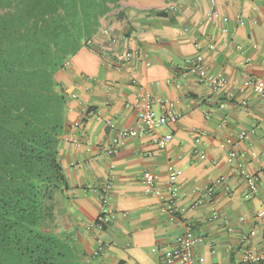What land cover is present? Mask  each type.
Here are the masks:
<instances>
[{"label":"crops","instance_id":"crops-1","mask_svg":"<svg viewBox=\"0 0 264 264\" xmlns=\"http://www.w3.org/2000/svg\"><path fill=\"white\" fill-rule=\"evenodd\" d=\"M102 26L109 43L99 50L106 40L97 34L55 73L67 108L58 157L68 188L54 191L47 229L69 243L75 264H177L163 251L185 235L201 238L193 247L199 264H264L242 261L249 250L264 257V218L255 217L264 200V95L238 88L249 76L264 80V0H118ZM130 50L138 56L119 64ZM197 55L228 80L225 89L185 72ZM146 93L155 114L172 103L176 122L155 133L172 140L159 148L155 134L128 138L108 154L115 129L107 122L137 127ZM170 167L182 170L173 198ZM144 171L158 176V193L145 192ZM245 174L258 178L249 198ZM105 207L110 220L99 228Z\"/></svg>","mask_w":264,"mask_h":264},{"label":"trees","instance_id":"trees-1","mask_svg":"<svg viewBox=\"0 0 264 264\" xmlns=\"http://www.w3.org/2000/svg\"><path fill=\"white\" fill-rule=\"evenodd\" d=\"M117 1L0 0V264H75L69 243L46 227L54 191L68 188L55 73Z\"/></svg>","mask_w":264,"mask_h":264},{"label":"built area","instance_id":"built-area-1","mask_svg":"<svg viewBox=\"0 0 264 264\" xmlns=\"http://www.w3.org/2000/svg\"><path fill=\"white\" fill-rule=\"evenodd\" d=\"M215 14L210 11L207 13L208 18H212ZM98 35L104 38L103 43L98 45V49L102 50L105 43H109L112 39L111 32L106 27H100ZM94 39H87L85 42L86 46L92 47L94 44ZM213 48V45L209 46ZM138 56V51L130 50L125 51L119 55V64L128 62L134 57ZM66 62L65 65H67ZM120 66V65H119ZM185 72L187 74L195 75L199 81L205 82L210 85L213 89L226 88L228 86V80L221 74L209 72L203 64L202 57L200 55L195 56L190 62L187 63ZM239 89L251 88L256 94L262 96L264 95V80L254 77H246L241 82L238 83ZM243 103H245L243 101ZM172 103L169 100H164L161 102V106L164 109L162 114H155L153 111V101L149 93L142 96L137 104L138 107V123L139 125L134 128H115L113 122H107L111 129H115L110 143L105 147L108 154L116 153L126 142L128 138L143 137L145 135H154L160 128L166 125L168 122H176L177 115L172 112L169 108ZM74 126L78 125V122L73 123ZM246 137L245 131H240L237 133V138L243 139ZM173 135L171 133H164L161 135H154L153 141L159 148L166 147L172 140ZM237 157V154L232 150L229 154V159L232 160ZM182 170L175 167H170L168 169L167 176V190L170 196L173 198L177 194L176 181L178 176L181 174ZM247 191L245 197L249 198L258 188V178L255 175L245 174L244 175ZM142 181L145 185V192L147 193H158L156 188V182L158 176L150 171H144L141 174ZM109 198V191L104 189L101 194L102 203L105 204ZM109 214L106 207L100 216L98 217L99 228L106 226L110 220ZM255 217L258 219L264 218V200L261 206L256 210ZM250 235L254 231L249 232ZM201 240V238H193L189 235L183 236L176 244L170 249L163 251L164 258L169 262H177V264H199L193 256V247L196 241ZM103 245H98V252L103 250ZM242 261L246 263H258L264 262V257L262 255L256 254L253 251H246L242 256Z\"/></svg>","mask_w":264,"mask_h":264}]
</instances>
